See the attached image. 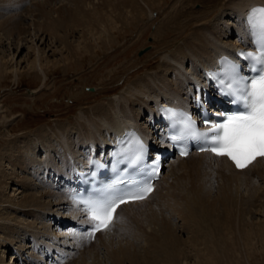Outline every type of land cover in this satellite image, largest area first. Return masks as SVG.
<instances>
[{"label":"bare ground","instance_id":"obj_1","mask_svg":"<svg viewBox=\"0 0 264 264\" xmlns=\"http://www.w3.org/2000/svg\"><path fill=\"white\" fill-rule=\"evenodd\" d=\"M20 1L16 0V2L7 4V6L20 7ZM47 1L50 2V0ZM66 1L71 2L72 7L67 10L56 8L57 10L53 11L56 16H51L52 11L50 13L46 11V14L41 15V19L46 23H43L44 27L39 23L41 26L38 25V29L33 25H30V27L33 26V30L21 27L22 23L18 17L0 22V32L11 33L10 36L5 37L10 41L7 50L12 47V58L20 48L23 49L19 43L24 41L21 36L27 33L28 39L32 42V46L27 47L32 50L34 58L29 59L25 67L32 71L31 73L36 80L47 77V68H44L49 63L41 57L45 53L46 48L51 46V49L55 50L54 53L57 52L54 55L57 56L56 58L59 61H55L67 67L74 62L76 63V60L80 59L83 54L93 53V46L102 45L105 47L111 45L114 41V31L118 23L130 25L133 22H137V20L142 22L144 16L152 15L153 9L157 4L160 7L159 4L161 3L159 0H96L97 2L95 3L97 4L93 6V4H89V0ZM162 1L166 3L168 0ZM259 2L263 3L264 0H180L176 2V5L170 8V10L172 9V15L168 13L163 23L158 27V30L162 31V36L159 39L161 38L160 41L164 46L160 49V54L162 55L160 57H163V61L159 64L158 70L174 72L173 84L171 85L172 82L169 80H160V86L163 89H159L155 76L150 79L148 77L138 78L129 86L131 90L125 92L128 93L129 99L125 98V95H121L113 103L105 104L104 106L100 105L101 107L89 113L90 115L86 112H80L79 118L84 121L77 122L75 125L77 139L74 142H67L69 134H65L66 129L64 127H55L56 141L60 142L62 140V142H65V146L62 145L60 147L61 151L57 153L62 163L59 168L57 165L52 164L54 161L51 162V158L43 162L40 166L41 168L39 165H34L36 164V159H31V156L29 159L21 160L23 166L17 165L19 169H27L28 167L25 166L28 165L35 167L39 174H42V172L43 174L54 172L57 176H61L64 174L66 166H68V155H72L69 156L70 170L67 171L66 176L62 175L64 177L47 179V185H41V183H38L39 185H25L21 182V186H32V191L40 189L46 192H38L37 194H40L38 196L30 192V194L28 193L29 195H24L19 202L9 200V206L25 210L23 211L25 216L34 218L36 221L23 226L21 223L24 221L18 222V219L16 220L14 217L15 215L13 216L14 218H11L8 214H3L0 211V230L4 237L12 238L10 236L12 233L18 234L19 230L23 232V230L29 229L25 232L28 234V240H33L34 244L30 246H26L24 243H21L22 246H18L17 244L20 242L12 240L10 246L12 250L16 251L14 253L16 256L22 252L20 250L24 251L26 248L27 251L23 253L29 257V264H76L78 258L91 248H94L96 253L99 254V249L102 250L99 246L101 245L105 248L101 256H95V253H92L88 257L90 262L81 258L77 264H101L102 257H104V260L109 257L113 261L112 264H121L122 262L127 264H188V252L195 253L196 262L194 264H230L234 261L242 263V260L248 262L247 251L250 252V249L253 248L251 242H253L254 238H261L264 234V224L252 234L240 231V221L243 222L242 218H240L243 216L241 214L243 210L240 208L244 207V205L251 206V202L253 203L257 194V200L264 198V188L263 190L255 189L253 194H249L247 199H240V203H237L236 200V203L234 202L237 196L232 197L233 200H231V196L235 195V193L238 195L239 191L246 190L245 188L254 185L258 178L264 182V159L255 161L243 171H236L225 159L215 158L206 153L191 154L185 159L173 158L170 162H166L161 170V177L156 183L155 191L142 201L120 206L111 226L107 230L99 232L95 236L93 243H86L83 247H80L78 244L79 237L75 233L69 232L68 235V233H64L57 227L58 224L63 225L64 223L69 225L72 222L85 223V215H81L76 205L71 203L64 193V191L66 193L70 192L72 187H74L75 169H78V171L86 170L89 158L95 156L104 162L109 148L114 145L116 139L132 129L138 131L144 141L151 143L155 148L159 146L165 147V144L162 143L163 140H161L162 126L157 124V121H159V107L160 105H173L183 109H190L189 103L195 93L192 81L202 84H199L204 89L201 93L204 94L205 92L214 96L212 88L205 80L204 71L212 69L214 65L213 59L217 53L228 52L227 49L230 47H225L226 42L222 41L223 37L231 32L226 26L228 21L225 20V16L227 17L229 14L230 17H236L234 20L237 19L236 21L239 25L232 29L236 35L231 47H245L248 37L244 26V14L250 5ZM86 3L92 6L91 9L89 6L86 7ZM191 4H200L201 9L197 12L193 11ZM36 10L42 13V7L36 6ZM212 15H215L214 24L207 23ZM218 21L219 24L216 23ZM15 22L21 28L13 25ZM220 24L223 26H219ZM170 30L176 31L180 38L187 31H191L183 44L177 45L171 52L167 51L170 44L164 40V36ZM95 33L98 35L97 39L92 38ZM13 34H16V43L12 38ZM9 37H11V40ZM43 37L48 38L47 42L49 41L50 45L48 43L44 45L46 39L43 41ZM239 38H242V40L240 39V43L237 45L236 39L239 41ZM70 39L73 40L71 41ZM57 43L58 45L55 46ZM0 51L2 52L3 50ZM188 62L190 67L189 65L187 67ZM8 68H10V61L5 62V58L0 56V80L4 78ZM12 69L14 70V68ZM150 85L155 87H150ZM171 86L173 89H171ZM175 91L180 92L183 96L175 95ZM135 105H139L140 113L133 114V106ZM205 105L207 109L209 107L216 109L217 113L223 109L221 105L217 106V104L209 100ZM110 110L111 113L109 112ZM147 112L149 117L147 116L146 122L148 124L143 125V120H145L143 115ZM11 116L6 114L3 106H0V117L10 122L16 118L15 115ZM95 122H97V125H95ZM40 131L43 135L48 132L44 128ZM8 134L11 135L10 130H8ZM92 138L99 141V149ZM28 148V145H26L24 152H27ZM5 150L0 155L2 158H6L2 159V161L5 160L4 163L10 164V162L14 161L15 155L20 153V149H14L13 144H10L9 149ZM43 150L44 152L47 151L44 148ZM3 154H6V156H3ZM96 157L95 160H97ZM164 169H166V172ZM165 173H168L170 181L167 183L168 195L161 201L160 198L163 194L161 188L165 185L164 181L168 177V175L165 177ZM179 173L185 175L180 176L178 175ZM254 178L256 181L253 180ZM214 179H217L218 184H221V187L217 189V193L215 192V196L211 195L213 187L211 181H214ZM10 180L9 177L7 183ZM12 180L14 181V179ZM1 182H4V180H0ZM55 187L59 189V193L52 190ZM45 199H47V203H41ZM155 200L159 202L156 206L151 204ZM140 206H145L144 211L135 212L133 210L136 207L140 209ZM237 206L240 208L238 209ZM164 211L169 214L168 217L163 215ZM53 212L57 213L58 219L51 221L54 226V229H51L48 222ZM131 214L133 215L130 216ZM173 216H176L182 223L180 227L178 226L179 231L172 221ZM238 216L240 217L237 218ZM130 219H134L132 226L123 225L124 220ZM241 226L244 227L245 225ZM50 229L52 230L51 235L47 237L46 235ZM110 229H112V232H109ZM224 229L230 234L223 233L222 230ZM182 232L190 234L187 242L180 239L179 233ZM125 238H127L126 241ZM113 239L115 241H112ZM2 240L0 239V241ZM45 244L47 245L46 250L43 247ZM2 245L3 243L0 242L1 249H3ZM138 246H140L142 254L139 253ZM49 247L56 248L57 253L54 250H49ZM6 251L4 247V251L0 252V264H7V259H5L7 258ZM12 254L9 256L11 257ZM49 254L50 256H48ZM73 254L72 262L70 257ZM249 255L252 256V254ZM12 259L14 261L15 257ZM19 260H27V258H20ZM14 264H19V262Z\"/></svg>","mask_w":264,"mask_h":264},{"label":"rangeland","instance_id":"obj_2","mask_svg":"<svg viewBox=\"0 0 264 264\" xmlns=\"http://www.w3.org/2000/svg\"><path fill=\"white\" fill-rule=\"evenodd\" d=\"M179 1L180 0H168L165 3L162 0H159V2H161L160 3L161 5L159 4L160 7H158L157 4L156 7L153 9L154 11H152L153 14L147 16L145 15L146 17L144 16L143 18L144 20L142 19L143 20L142 22H139V20H137V22H133L130 25L129 24L124 25L118 23L114 31V36H113L114 41L111 45H107L105 47L102 45H98L97 47L93 46L92 47V51H94L93 53L83 54L82 56H80V59L76 60V63L74 62L67 67L60 64V62L57 63V61L59 60L58 58H56L57 56L54 55L57 52L54 53L55 50H52L51 46L50 48H46L45 53L42 54L43 56L41 55V57L46 59L47 63H49L48 65L49 67L46 66L44 68V69L47 68L46 71L47 77L45 79L42 77L41 79L36 80L33 77V74L31 73L32 71H29L27 67H25L27 66L26 64L29 61V59L31 60V58H34V55H32L33 53L32 50L30 48L28 49L30 45L32 46V42L30 41V39H28L27 33L21 36V38H24V41H22V43H19L21 44V47H23V49L20 48L12 58V47H10V50H7L8 49L7 46L10 45L9 43L10 41H8L5 37V36H10L11 33L0 32V40H1L0 50H3L2 51L3 53L0 51V56L5 58V62L10 61V68H8V70L5 72L6 75L4 76V78L0 80V106H3L4 111L6 112L7 115L10 116L12 115L11 117L15 115L16 117L10 122L6 121L3 117H0V155L3 151L4 152L6 151L5 149H9L10 144H13L14 149H20L19 155H15L14 161L10 162V164L4 163L5 160L2 161V159H6V158H2V156H0V180H4V182L0 183L1 184L0 202H2L0 203L1 206L0 211L3 214H8L11 218L15 217L16 220L18 219L17 220L18 222L24 221L25 223L20 222L23 226L27 224H31L32 222L36 221L34 218L26 217L23 212L25 210L17 209L18 207L9 206L8 204L9 200H14L19 202V200H21L22 197H24V195L25 196L29 195L30 192L38 196L40 195L37 194L38 192L44 193L46 191L40 189L32 191L31 189L32 186L28 187L25 185L26 184L39 185L38 183H41V185H47L46 184L47 179H52V177H56V178L64 177L66 176L67 171L70 170L69 156L72 155H68V159H67L68 166H66V170L64 171V174H62L64 176L62 175L57 176L56 173L54 172H52L51 174L48 173L43 174L42 169H41L42 174H39V171L37 172L35 167L32 166L30 167L28 165L25 166L28 167L27 169L17 168L19 167L17 165H22L21 162L22 159H29L30 156L31 159H36V164H34L35 166L39 165L40 167L43 164V162L47 161L48 158H51V162L54 161L52 162V164L57 165L58 168L61 166L62 163L61 160L58 158L57 153L61 151L60 147H62V145L65 146V142L64 141L62 142V140L60 142L56 141L57 138L54 132L55 127L58 126H61L62 128L64 127V129H66L65 134L67 133L69 134V139H67V142L69 143L74 142L77 139L75 125L77 124V122L84 121L83 119L79 118L80 112H86L88 115H90L89 113L96 111L102 105L104 106L105 104H109L117 101L118 97H120L121 95L123 96L125 95V98L129 99L128 93L125 92L131 90L129 89V86L133 84V82L138 78L148 77V79H150L151 77L155 76V78L157 79V83H158L157 86L159 87V89H163L160 86L161 85L159 82L160 80H169L172 82L171 85L173 84V79L175 77L174 72L168 70H164V71L158 70L159 64H161V62L163 61V57L162 58L160 57L162 56L160 54L161 53L160 49L164 47L160 41L161 38L159 39V37L162 36V31L161 30L159 31L158 27L163 23L168 13H171L172 9L170 10V8L173 5L175 6L176 2ZM11 2H16V0H0V22H3L7 19H11L13 17L14 18L18 17L20 22L22 23L21 27L24 28L26 27L27 30H33L32 29L33 26L38 29V25L41 26L43 25V23H46L43 21V19H41V15L46 14L45 13L46 11H48L49 13L52 11L51 16H56L55 13H53L54 10H57L58 8H63L67 10L68 8L72 7L71 2L69 3L66 0H50V2L48 1L46 2V0H24V1H20L21 4L20 7L7 6V4ZM89 2L88 3L93 4V6L97 4L95 3L97 2L96 0H89ZM88 3H86L87 5L86 7L89 6ZM36 6L42 7V13L36 10ZM89 7L91 9L92 6L90 5ZM191 7L192 10L196 12L201 9L200 4H195L192 5ZM227 12L229 13V11ZM170 15H172V13ZM214 16L215 15H212L207 21V23L210 24L213 23ZM235 18L236 17L233 16L230 17L229 14L227 17L225 16V20L228 21L226 26H228L229 30L231 31L229 32L230 33L229 35L223 37L222 41L226 42L225 47L227 46L231 47L232 42L235 40L234 37L236 33L233 32L232 29H235V27L239 26L238 22L236 21L237 19L234 20ZM216 23L219 24V21ZM13 25L15 26L17 25L19 28H21L17 22H15ZM30 25L33 26L30 27ZM219 26H223V25L220 24ZM170 31L164 36L165 37L164 40H166L167 43L170 44L169 45L170 48L168 47L167 50L170 52L173 51L177 45L183 44L185 39L189 37L191 33V31L189 30L185 33V35L181 36L180 38V35L177 34L176 31H172V30ZM97 36L98 35H96L95 33L93 34L92 38L97 39L98 38ZM9 38L11 40V37ZM12 38L16 43L17 42L16 34H13ZM240 39L242 40V38H239V41L236 39L237 45L240 43ZM44 40L46 41L44 45H46L47 43L50 45V42L49 41L47 42L48 38L43 37V41ZM70 40L72 41L73 39ZM57 45L58 43L55 46ZM188 65L189 62L187 63V67ZM12 68H14V70ZM152 86L155 87L154 85H150V87ZM171 89H173V87ZM174 93L175 95L179 94L180 96H183L181 95L180 92L178 93L175 91ZM139 108H140L139 105L133 106V114H136L137 112L140 113ZM109 112L111 113V110ZM147 116L149 117L148 112L143 115L145 119L143 120L144 123L143 125L148 124L146 122ZM95 125H97V122H95ZM43 128L47 129L48 131L44 135L40 131ZM8 130H10L11 135L8 134ZM95 142L97 143V148H98V145L100 143L99 141L96 140ZM26 145H28L29 148L27 152H24V147ZM88 146L90 150V143L88 144ZM43 148L46 149L47 151L44 152ZM3 156H6V154H3ZM63 162L65 163V161ZM164 171L166 172V169H164ZM164 175L166 177L168 173H165ZM178 175L184 176L185 174L179 173ZM9 177L11 180L9 181V183H7V179ZM12 179H14V181ZM253 180H255V178ZM169 181L170 178L168 175V177H166L164 181L165 185L163 186V188H161L163 193L160 198L161 201L164 200V198L168 195L167 183ZM21 182H23L25 185L21 186ZM211 182L213 183L211 195L215 196V194L217 193V189L221 187V184H218L217 179H214V181L212 180ZM263 188H264V182L263 180H260L258 178L257 182L254 185L245 188L246 190H249L247 191L248 192L247 195H246L247 193L246 190L239 191L237 193L238 195H236V193L234 192L235 195L231 196V200H233L232 197L237 196L234 199V202L236 200L237 203H240L239 202L240 199H247L249 194L250 195L253 194L255 189L263 190ZM52 190L54 192L59 193V189H57L56 187L52 188ZM257 195H255L253 203L251 202V206L244 205V207L242 208L237 206L238 209L240 208L241 210H243V213H241L243 216L240 217L241 216L240 215L237 217V218L240 217L242 218L241 220H243L242 222L239 219V221L241 222L240 231H245L248 234L255 233L260 229L262 224H264V198L257 200L258 199L256 198ZM155 201L151 203L154 206H156L159 203L157 200L155 204ZM42 202L47 203V199L42 200L41 203ZM144 208L145 206H140L141 210L139 209V207H136L133 210L135 212L144 211ZM53 211H55V209H53ZM56 215H57L56 212H53L51 216L49 215L50 221L48 223L51 229H54L53 228L54 226L51 224V221L58 219ZM132 215L133 214H131L130 216ZM163 215H165L166 217L169 216V214L165 211ZM172 221L175 223V227H177L178 230V226L180 227L182 224L181 221H179L176 216H173ZM133 224H134V219L124 220L123 222V225L125 226L127 225V227L129 225L132 226ZM241 225L243 226L245 225V226L242 227ZM57 228L61 229L64 233H66L63 228H60L59 226ZM51 229L48 231L46 235L47 237L51 235V231H52ZM28 230L29 229L23 230V232L19 230L18 234L12 233L10 235L12 238L4 237L2 231L0 230V239L1 240L3 239L2 241H0L1 243H3L2 245L3 249L0 248V252L4 251V247H5V250H7L5 252L7 256V258H5L7 259V264H14L16 262H19V264L30 263L28 260L29 257H27L25 253H23L27 251L26 248L24 249V251L20 250L22 252L17 254L16 256V254H14L16 253V251L12 250L10 246L11 245L10 242L12 240L19 241L20 243L17 244L18 246H22L21 243L22 244L24 243L26 246L33 245L34 244L33 240L32 239L28 240V234L26 233ZM222 232L226 234H230V232L228 233L226 229L222 230ZM189 236L190 234L186 232L179 233L180 239L185 242H187ZM126 239L127 238H125V241ZM112 241L115 240L113 239ZM47 242L49 241L47 240ZM251 243L253 248L250 249L251 253L247 251L249 257L247 261L249 262V264H264V234L262 235L261 238L255 237L253 242ZM46 246H47L46 244L43 246L45 247V250L47 249ZM99 246L100 248H102V250L99 249L98 251L99 254L96 253L94 248H91L78 258L77 263L80 261L81 258L84 259L85 261L90 262L88 257L92 253H95V256H101L105 248L102 247L101 245ZM48 249L54 250L57 253L56 248L53 249L52 247H49ZM253 249L254 251L256 250L257 252L256 251L254 252ZM138 251L140 254H142V251L140 250V246H138ZM10 254H12L11 257L9 256ZM249 254H252V256ZM187 256H188L187 258L188 264L189 263L194 264L196 262V257L194 252H188ZM13 257H15L14 261L12 259ZM19 257L20 258L25 257L27 258V260L20 261ZM73 258H74V254L70 257V261L73 262ZM100 262L101 264L113 263V261L109 257L107 260H104V257H102ZM248 262L242 260V263H237L236 261H234L231 262L230 264H248ZM121 264H127V263L122 262Z\"/></svg>","mask_w":264,"mask_h":264},{"label":"snow or ice","instance_id":"obj_3","mask_svg":"<svg viewBox=\"0 0 264 264\" xmlns=\"http://www.w3.org/2000/svg\"><path fill=\"white\" fill-rule=\"evenodd\" d=\"M248 24L260 52L259 55L246 54L254 75L242 77L236 66L230 65L227 69L228 83L221 89L224 95L231 98L236 110L221 122L210 124L205 121L208 125L206 131L197 130L190 118L179 114L173 122L174 127L180 125L179 135L171 137L174 142L195 139L200 151L227 158L238 169H245L257 157H264V7L251 10ZM141 159L137 156L129 160L128 166L137 165ZM135 171L139 174L140 168ZM142 175L143 179H128L123 187L120 186L123 181L119 180L108 184L97 189L87 200L79 202L93 232L107 230L120 205L144 199L151 192L150 177L146 172Z\"/></svg>","mask_w":264,"mask_h":264}]
</instances>
